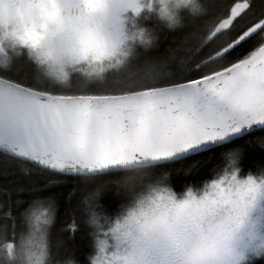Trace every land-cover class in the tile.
Listing matches in <instances>:
<instances>
[{"label":"snow or ice","instance_id":"6c2138e0","mask_svg":"<svg viewBox=\"0 0 264 264\" xmlns=\"http://www.w3.org/2000/svg\"><path fill=\"white\" fill-rule=\"evenodd\" d=\"M137 8L121 0L114 15ZM189 23L176 47L159 51L168 40L161 30L116 70L69 83L46 80L23 55L0 69V175L27 181L6 180L0 229L15 234L12 205L24 199L46 201L53 225L61 186L72 181L66 200L86 190L89 264L264 262V156L255 171L243 168L249 151L264 153V0H212ZM39 40L33 30L21 37L32 47ZM82 42L116 47L92 32ZM217 149L208 178L174 190L166 168ZM113 190L125 198L104 200ZM62 230L74 237L79 225L73 218Z\"/></svg>","mask_w":264,"mask_h":264},{"label":"clouds","instance_id":"9594fccd","mask_svg":"<svg viewBox=\"0 0 264 264\" xmlns=\"http://www.w3.org/2000/svg\"><path fill=\"white\" fill-rule=\"evenodd\" d=\"M120 2L93 0L88 7L85 0H0V69L23 55L53 83L114 71L136 50L150 48L162 29L184 27L185 18L197 19L205 6L203 0H136L137 10L114 15ZM26 29L39 34L35 47L21 43ZM89 32L116 47L86 48L82 40ZM52 215L38 198L24 210L14 235L0 229V264H75L53 252Z\"/></svg>","mask_w":264,"mask_h":264},{"label":"trees","instance_id":"16d2710c","mask_svg":"<svg viewBox=\"0 0 264 264\" xmlns=\"http://www.w3.org/2000/svg\"><path fill=\"white\" fill-rule=\"evenodd\" d=\"M204 3H210L212 0H203ZM246 21H241V24H245ZM168 35V40L161 45L160 52L163 53L165 49L171 45L172 47H176L179 45L181 40L192 30V25L189 23V17L185 18V26L177 29L175 31H168L166 29H162ZM33 72L38 73L35 70L34 65L32 66ZM40 75V74H39ZM230 147V146H225ZM223 149H217L210 157L207 154H203L201 156H197L191 158L189 160L176 162L175 164L169 166L165 170L172 171V186L175 191L179 192L184 190L185 183H189L192 181H202L208 178L211 173L210 169H212L213 165L216 164L220 159V154ZM264 156L258 148L249 151L247 153L246 159L244 161V172L247 173L249 170H256V167L260 164L261 157ZM3 155L0 154V170L3 168ZM193 161H198L197 169L193 175H189L185 177L184 169L188 168ZM207 161V163H205ZM203 165V167H200ZM16 177L9 176L5 178L3 175H0V223H3V211L5 210V205L7 203V197L3 195L2 189L6 186V180H13L15 186L25 185L27 181L23 177L21 173L17 171ZM103 179H119V177L112 178H103ZM42 182V181H38ZM130 182L135 183L134 177L130 179ZM73 182L68 181L64 185L61 186V196L58 200V209L55 223L51 227V240L53 245V252L55 256L59 260H70L75 259L77 264H88V258L93 253V242L91 237L88 235V229L84 223V213H83V205L80 203L82 197L86 195V190L84 192L77 190L75 195L71 198L70 201L66 200L68 191L72 188ZM83 184L79 185V188H84ZM89 188L91 185L88 186ZM56 191L55 189L46 190V194H50L51 192ZM23 197V194H21ZM17 194L13 193L12 201L17 199ZM125 198V193L123 190L119 194L115 192V190L108 192L105 194L104 200L112 199L117 201H122ZM30 199H24V203L20 206L12 205L13 214L17 216V230L20 228V220H19V212L23 211L30 205ZM75 219V222L79 225V231H77L72 237L68 231H63L62 229L67 225V223ZM59 242H64V246L61 248L60 255L57 256V244ZM264 264V262H261Z\"/></svg>","mask_w":264,"mask_h":264},{"label":"rangeland","instance_id":"374dc122","mask_svg":"<svg viewBox=\"0 0 264 264\" xmlns=\"http://www.w3.org/2000/svg\"><path fill=\"white\" fill-rule=\"evenodd\" d=\"M92 255H94V250H93V253H92ZM92 255H91V256H92ZM91 256H90V257H91ZM88 264H89V258H88Z\"/></svg>","mask_w":264,"mask_h":264}]
</instances>
